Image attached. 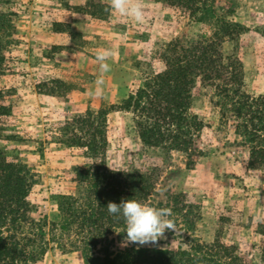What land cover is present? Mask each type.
Here are the masks:
<instances>
[{
	"label": "rangeland",
	"instance_id": "1",
	"mask_svg": "<svg viewBox=\"0 0 264 264\" xmlns=\"http://www.w3.org/2000/svg\"><path fill=\"white\" fill-rule=\"evenodd\" d=\"M215 7V16L239 22L240 33L225 37L221 49L237 57L243 68V90L264 94V0H203ZM85 0H10L0 9L13 11L14 27L0 34L1 100L11 110L0 116V147L7 158L27 163L35 181L27 200L32 221L17 230L29 252L27 264H85L82 250L88 228L82 229V212L92 199L89 184L75 179L74 164L87 161L84 149L45 135L83 112L119 102L131 83L163 68L161 52L170 39L189 44L216 30L215 16L204 21L163 0H143V23L111 15H92L82 8ZM107 7V0H101ZM79 6V7H76ZM111 49V71L103 74L102 97L91 95L101 75L96 52ZM214 87L197 80L189 113L203 122L201 155L187 169L181 152L163 153L138 138L131 113L108 115V168L150 161L156 188L145 205L169 208L172 194L190 204L194 236L210 241L220 237L235 245L248 264H264V167L248 166V146L236 132V120L221 119ZM79 214V215H77ZM173 221L179 216L169 217ZM176 222V221H175ZM166 230L155 243L137 246L175 248L183 233ZM112 233L117 248L125 246ZM103 245L95 252L103 257ZM116 249V247H111Z\"/></svg>",
	"mask_w": 264,
	"mask_h": 264
},
{
	"label": "trees",
	"instance_id": "2",
	"mask_svg": "<svg viewBox=\"0 0 264 264\" xmlns=\"http://www.w3.org/2000/svg\"><path fill=\"white\" fill-rule=\"evenodd\" d=\"M163 1L199 21L216 15L214 4L209 7L203 0ZM82 8L96 15L105 10V4L101 0H85ZM13 14L0 9V34H8L14 27ZM215 17L217 28L211 36L203 35L189 44L179 42L178 37L166 42L161 52L163 68L145 76L140 84L131 83L119 102L98 109L86 108L65 119L57 131L45 135L47 141L83 148L87 158L85 163L73 166L75 179L89 184L92 199L91 209L82 212L81 227H87L89 233L82 250L85 264H248L232 243L220 237L205 241L194 236L196 224L191 205L185 204L179 193L172 194L167 204L180 217L174 222L180 224L183 232L178 235L175 248L133 244L117 248L107 243L112 233L120 241L126 237L123 220L110 215L107 204L124 199L145 204L156 188L148 159L118 168L106 166L108 115L112 111L130 112L138 138L145 146L168 154L181 152L185 167L191 169L203 155V122L189 113L192 91L200 80L214 87L221 119L231 116L236 120V132L248 146V166L264 167V94L252 96L243 90L241 61L221 49L224 38L240 33L243 26ZM1 99L0 91V116H8L12 110ZM34 181L27 163L7 158L0 147V264H27L30 260L14 228L32 221L27 197ZM259 232L264 236V225ZM101 245L102 258L95 252Z\"/></svg>",
	"mask_w": 264,
	"mask_h": 264
},
{
	"label": "clouds",
	"instance_id": "3",
	"mask_svg": "<svg viewBox=\"0 0 264 264\" xmlns=\"http://www.w3.org/2000/svg\"><path fill=\"white\" fill-rule=\"evenodd\" d=\"M105 11L114 16L130 18L137 23H143L145 19L143 0H107ZM95 55L101 75L96 79V87L90 94L102 97L103 74L111 71L109 61L114 52L111 49H102ZM106 207L110 215L124 222L122 232H126L125 246L129 243H155L164 236L166 230L177 231L175 222L169 219L172 216L170 208H154L129 199L121 200L120 203L109 202Z\"/></svg>",
	"mask_w": 264,
	"mask_h": 264
}]
</instances>
